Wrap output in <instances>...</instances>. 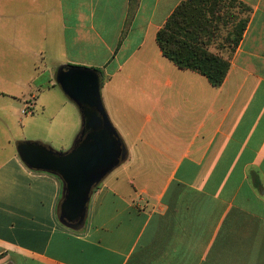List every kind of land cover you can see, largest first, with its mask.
<instances>
[{
	"label": "crops",
	"instance_id": "0c3cea01",
	"mask_svg": "<svg viewBox=\"0 0 264 264\" xmlns=\"http://www.w3.org/2000/svg\"><path fill=\"white\" fill-rule=\"evenodd\" d=\"M180 1L0 0V263L264 264V0H239L251 12L218 87L156 43ZM61 65L98 70L127 149L77 230L57 218L59 178L15 148L20 128L58 139Z\"/></svg>",
	"mask_w": 264,
	"mask_h": 264
},
{
	"label": "water",
	"instance_id": "95a60500",
	"mask_svg": "<svg viewBox=\"0 0 264 264\" xmlns=\"http://www.w3.org/2000/svg\"><path fill=\"white\" fill-rule=\"evenodd\" d=\"M54 80L79 112L80 129L71 146L56 151L39 141L17 140L15 148L27 168L59 178L62 190L57 218L66 227L77 230L85 223L93 191L124 162L127 149L105 109L98 70L61 65L54 73Z\"/></svg>",
	"mask_w": 264,
	"mask_h": 264
},
{
	"label": "trees",
	"instance_id": "16d2710c",
	"mask_svg": "<svg viewBox=\"0 0 264 264\" xmlns=\"http://www.w3.org/2000/svg\"><path fill=\"white\" fill-rule=\"evenodd\" d=\"M250 12L251 7L239 0H181L156 32V43L176 66L218 87Z\"/></svg>",
	"mask_w": 264,
	"mask_h": 264
},
{
	"label": "rangeland",
	"instance_id": "374dc122",
	"mask_svg": "<svg viewBox=\"0 0 264 264\" xmlns=\"http://www.w3.org/2000/svg\"><path fill=\"white\" fill-rule=\"evenodd\" d=\"M49 68L50 70L54 69L51 65ZM55 90L60 94L63 101L67 102V107L64 108L63 112L60 111L57 113L56 110L54 113L46 114L45 119L47 120V123L52 124V129L54 131L52 134H57L58 139L54 140L51 138L52 135H47L46 137L43 136L44 138L42 139L33 138L35 137L34 134H31L27 130L20 128V135H25L26 137L20 138V140L39 141L49 145L56 151H65L71 146L74 139L73 136L70 138L72 135L71 133H73L72 131L70 132V124L73 123V126L75 125V127H77L74 132V135L76 136L80 129V118L76 107L70 101H68L58 86L55 87ZM37 114V112H34L30 118L35 117ZM26 116L27 115H23V118H27ZM48 133H51V131H48Z\"/></svg>",
	"mask_w": 264,
	"mask_h": 264
},
{
	"label": "built area",
	"instance_id": "2783aa9c",
	"mask_svg": "<svg viewBox=\"0 0 264 264\" xmlns=\"http://www.w3.org/2000/svg\"><path fill=\"white\" fill-rule=\"evenodd\" d=\"M33 106L31 103H27L26 106L22 109V113L23 114H32L33 110H32Z\"/></svg>",
	"mask_w": 264,
	"mask_h": 264
}]
</instances>
